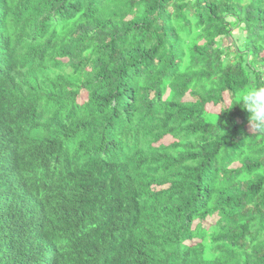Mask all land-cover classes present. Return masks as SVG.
<instances>
[{"label":"trees","instance_id":"trees-1","mask_svg":"<svg viewBox=\"0 0 264 264\" xmlns=\"http://www.w3.org/2000/svg\"><path fill=\"white\" fill-rule=\"evenodd\" d=\"M259 82L264 0H0V165L73 264H264V134L237 94Z\"/></svg>","mask_w":264,"mask_h":264},{"label":"clouds","instance_id":"clouds-1","mask_svg":"<svg viewBox=\"0 0 264 264\" xmlns=\"http://www.w3.org/2000/svg\"><path fill=\"white\" fill-rule=\"evenodd\" d=\"M237 94L240 95L239 103L241 106L250 113L249 122L253 132L264 134V82L253 83L247 90ZM12 165L13 162L0 165L2 178L0 184H4L6 190L11 189L8 193L11 197L9 209L14 207L19 212L15 214V220L22 236L17 234L14 240L8 238L9 242L14 244V247L11 243L7 244L6 252L2 256L3 259L7 264H25L23 252L27 250L37 253L41 260L40 264H60L57 256L63 252L70 264H73L70 260L69 251L61 247L60 243L64 241V237L56 234L57 228L60 227L53 219L42 215L46 212L43 208L41 210L35 208V204L38 202V200H35L37 194H32L35 188H29L27 184L12 187L9 183L8 179L17 177ZM27 208L30 213H26ZM9 209L2 216L12 218L13 215L8 214ZM36 215H38V221H36ZM40 248H43L42 252H39ZM51 250H54L53 257L47 263H44Z\"/></svg>","mask_w":264,"mask_h":264},{"label":"rangeland","instance_id":"rangeland-1","mask_svg":"<svg viewBox=\"0 0 264 264\" xmlns=\"http://www.w3.org/2000/svg\"><path fill=\"white\" fill-rule=\"evenodd\" d=\"M241 35V32L239 30L235 31L234 33V36L237 38H239ZM87 98V93L83 90L81 95L79 96V102H83L85 101ZM211 108V109H210ZM209 109L212 110V111H218L219 110V107H216V108H212L211 105L209 106ZM167 140H170L169 138H167ZM216 219V217H212V218H209L205 221V224L206 226H208L210 223L214 222V220Z\"/></svg>","mask_w":264,"mask_h":264},{"label":"bare ground","instance_id":"bare-ground-1","mask_svg":"<svg viewBox=\"0 0 264 264\" xmlns=\"http://www.w3.org/2000/svg\"><path fill=\"white\" fill-rule=\"evenodd\" d=\"M46 208V207H45ZM56 214V213H55ZM44 215V214H43Z\"/></svg>","mask_w":264,"mask_h":264}]
</instances>
